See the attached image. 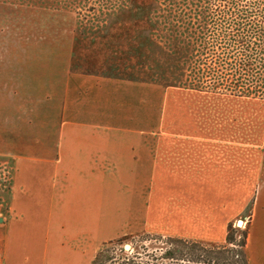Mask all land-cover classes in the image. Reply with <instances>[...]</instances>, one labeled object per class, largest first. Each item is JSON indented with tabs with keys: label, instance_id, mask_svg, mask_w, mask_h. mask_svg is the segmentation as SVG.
Wrapping results in <instances>:
<instances>
[{
	"label": "rangeland",
	"instance_id": "1",
	"mask_svg": "<svg viewBox=\"0 0 264 264\" xmlns=\"http://www.w3.org/2000/svg\"><path fill=\"white\" fill-rule=\"evenodd\" d=\"M72 74L137 84L145 106L156 100L147 88H159L160 138L224 141L205 149L239 155L242 194L226 229L239 245L253 218L251 168L264 172V0H0V223L15 156L39 150L23 144L42 120L39 102L59 96Z\"/></svg>",
	"mask_w": 264,
	"mask_h": 264
},
{
	"label": "crops",
	"instance_id": "2",
	"mask_svg": "<svg viewBox=\"0 0 264 264\" xmlns=\"http://www.w3.org/2000/svg\"><path fill=\"white\" fill-rule=\"evenodd\" d=\"M65 86L39 102L35 138L23 142L39 150L15 156L0 264H89L105 243L142 234L225 243L241 193L235 151L229 161L205 149L224 141L160 138L159 88H147L156 100L145 106L142 87L126 81L72 74ZM251 169L246 254L264 264V172Z\"/></svg>",
	"mask_w": 264,
	"mask_h": 264
},
{
	"label": "trees",
	"instance_id": "3",
	"mask_svg": "<svg viewBox=\"0 0 264 264\" xmlns=\"http://www.w3.org/2000/svg\"><path fill=\"white\" fill-rule=\"evenodd\" d=\"M139 236L165 238L167 245L160 250L130 246L126 251L123 240L118 239L108 242L109 246L99 250L89 264H248L246 231L241 232L239 245H235L231 230L227 232L225 243L217 246L160 235ZM227 247H238L241 251L234 252V248Z\"/></svg>",
	"mask_w": 264,
	"mask_h": 264
},
{
	"label": "water",
	"instance_id": "4",
	"mask_svg": "<svg viewBox=\"0 0 264 264\" xmlns=\"http://www.w3.org/2000/svg\"><path fill=\"white\" fill-rule=\"evenodd\" d=\"M129 249H130V245L125 244V245H124V250L128 251Z\"/></svg>",
	"mask_w": 264,
	"mask_h": 264
}]
</instances>
